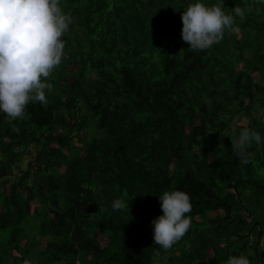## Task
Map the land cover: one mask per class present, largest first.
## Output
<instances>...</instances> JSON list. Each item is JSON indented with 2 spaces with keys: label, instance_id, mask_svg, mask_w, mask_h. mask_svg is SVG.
I'll return each instance as SVG.
<instances>
[{
  "label": "trees",
  "instance_id": "1",
  "mask_svg": "<svg viewBox=\"0 0 264 264\" xmlns=\"http://www.w3.org/2000/svg\"><path fill=\"white\" fill-rule=\"evenodd\" d=\"M196 2L60 0L72 23L47 105L0 112V264H153L176 189L192 223L163 264H264V148L241 164L230 138L264 137V0H224L251 11L203 51L181 36Z\"/></svg>",
  "mask_w": 264,
  "mask_h": 264
},
{
  "label": "clouds",
  "instance_id": "2",
  "mask_svg": "<svg viewBox=\"0 0 264 264\" xmlns=\"http://www.w3.org/2000/svg\"><path fill=\"white\" fill-rule=\"evenodd\" d=\"M224 0L206 6L197 0L183 11L182 39L193 51L210 49L220 43L225 30L238 34L236 18L244 19L250 8L235 6L226 14ZM72 23L70 15L62 13L60 0H0V112L12 118H24L29 101L47 105L46 92L53 84L46 79L61 63L65 43L60 39ZM183 49H181L182 51ZM236 133V129H232ZM231 148L241 164L251 162L249 149L264 148V137L249 127H241L231 135ZM163 215L153 219V241L158 246L153 264H163L173 245L189 231L192 220L190 194L176 189L159 195ZM129 207L123 197L116 198L111 208L122 211ZM24 264H29L25 261ZM226 264H250L247 255L229 256Z\"/></svg>",
  "mask_w": 264,
  "mask_h": 264
},
{
  "label": "rangeland",
  "instance_id": "3",
  "mask_svg": "<svg viewBox=\"0 0 264 264\" xmlns=\"http://www.w3.org/2000/svg\"><path fill=\"white\" fill-rule=\"evenodd\" d=\"M69 70H70V68H69ZM69 79L72 81V80L74 79V76L70 74ZM27 158H28V157H25V159L23 160L24 164H25V160H26Z\"/></svg>",
  "mask_w": 264,
  "mask_h": 264
}]
</instances>
